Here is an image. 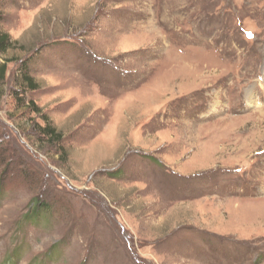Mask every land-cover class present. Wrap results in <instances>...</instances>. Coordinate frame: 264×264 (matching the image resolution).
I'll list each match as a JSON object with an SVG mask.
<instances>
[{
    "label": "rangeland",
    "instance_id": "rangeland-1",
    "mask_svg": "<svg viewBox=\"0 0 264 264\" xmlns=\"http://www.w3.org/2000/svg\"><path fill=\"white\" fill-rule=\"evenodd\" d=\"M0 14L17 44L0 81V264H264V0ZM29 59L24 96L65 135L62 157L12 97ZM38 200L47 223L26 219Z\"/></svg>",
    "mask_w": 264,
    "mask_h": 264
},
{
    "label": "trees",
    "instance_id": "trees-1",
    "mask_svg": "<svg viewBox=\"0 0 264 264\" xmlns=\"http://www.w3.org/2000/svg\"><path fill=\"white\" fill-rule=\"evenodd\" d=\"M17 44L15 41L12 40L10 35L3 30L2 27V15L0 14V81L4 82L6 80V76L8 73V64L11 63V60L5 58L6 54L12 50L16 49ZM33 60V59H32ZM25 61L20 66V83L23 89H16L12 93V97L15 99V104L17 110H24L28 109L31 112L36 113L39 115L41 120L43 121L44 125H40L38 123L33 122V127L35 129V142L34 145L40 149L42 145H49L53 148H56L57 155L60 157L64 156L66 153V148L63 146L65 141V135L59 132L56 127L54 126L53 122L44 114H41V110L37 108L36 104L32 100H28L26 96H24L26 89L29 88L30 90H36L37 85L35 79L33 78L31 71H30V62L32 61ZM2 138V134L0 132V139ZM113 176V175H112ZM2 196V190L0 187V197ZM50 208L44 205L43 202L41 203L38 200L34 202L33 208L31 209V214H27L26 219L29 218L31 215L34 216L36 221H41L43 223H47L49 221ZM60 251V250H59ZM56 253V252H55ZM58 254V253H57ZM52 255V253H51ZM49 255L50 259L53 257Z\"/></svg>",
    "mask_w": 264,
    "mask_h": 264
},
{
    "label": "snow or ice",
    "instance_id": "snow-or-ice-1",
    "mask_svg": "<svg viewBox=\"0 0 264 264\" xmlns=\"http://www.w3.org/2000/svg\"><path fill=\"white\" fill-rule=\"evenodd\" d=\"M249 35H251V34H249Z\"/></svg>",
    "mask_w": 264,
    "mask_h": 264
}]
</instances>
